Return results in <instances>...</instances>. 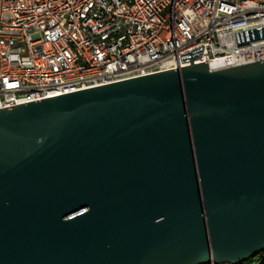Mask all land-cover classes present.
I'll return each mask as SVG.
<instances>
[{"label": "water", "instance_id": "obj_1", "mask_svg": "<svg viewBox=\"0 0 264 264\" xmlns=\"http://www.w3.org/2000/svg\"><path fill=\"white\" fill-rule=\"evenodd\" d=\"M259 37L258 34L256 35ZM0 108V264H235L264 251V60Z\"/></svg>", "mask_w": 264, "mask_h": 264}, {"label": "built area", "instance_id": "obj_2", "mask_svg": "<svg viewBox=\"0 0 264 264\" xmlns=\"http://www.w3.org/2000/svg\"><path fill=\"white\" fill-rule=\"evenodd\" d=\"M200 45L213 71L264 60V0H0V108L177 70Z\"/></svg>", "mask_w": 264, "mask_h": 264}, {"label": "rangeland", "instance_id": "obj_3", "mask_svg": "<svg viewBox=\"0 0 264 264\" xmlns=\"http://www.w3.org/2000/svg\"><path fill=\"white\" fill-rule=\"evenodd\" d=\"M253 258L258 259L259 261H263V257L260 255L253 257ZM224 264H230V263H224Z\"/></svg>", "mask_w": 264, "mask_h": 264}, {"label": "trees", "instance_id": "obj_4", "mask_svg": "<svg viewBox=\"0 0 264 264\" xmlns=\"http://www.w3.org/2000/svg\"><path fill=\"white\" fill-rule=\"evenodd\" d=\"M264 253V252H263Z\"/></svg>", "mask_w": 264, "mask_h": 264}]
</instances>
